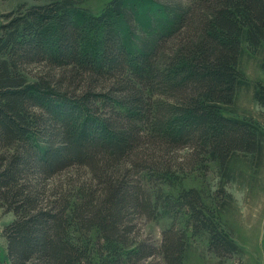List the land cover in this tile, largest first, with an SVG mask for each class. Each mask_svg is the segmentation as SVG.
Here are the masks:
<instances>
[{"label":"trees","instance_id":"trees-1","mask_svg":"<svg viewBox=\"0 0 264 264\" xmlns=\"http://www.w3.org/2000/svg\"><path fill=\"white\" fill-rule=\"evenodd\" d=\"M2 19L8 264H185L179 216L216 255L241 250L226 203L180 180L213 161L226 171L236 152L262 156V129L229 108L241 56L264 53V0H109L96 13L35 0ZM253 98L264 107V84ZM161 217V243L142 237L140 221Z\"/></svg>","mask_w":264,"mask_h":264},{"label":"rangeland","instance_id":"rangeland-1","mask_svg":"<svg viewBox=\"0 0 264 264\" xmlns=\"http://www.w3.org/2000/svg\"><path fill=\"white\" fill-rule=\"evenodd\" d=\"M108 1L77 0L78 5L90 13L100 12ZM160 1L171 4L184 0ZM21 2L33 3L35 0H0V22L3 20V13ZM263 55V48H260L253 53L246 50L241 56L240 69L243 72L244 83L237 90L229 114L255 122L264 132V107L253 98L255 86L264 84ZM32 70L38 73L41 68L35 66ZM262 145L263 153L259 161L249 154L236 152L226 171L220 169L213 161L205 167L197 165L191 171L185 172L183 179L180 180L181 186L196 187L210 205H216L215 202L218 200L226 203L221 222L241 249L231 255H216L208 248L206 235H191L192 231L185 227L186 220L179 216L178 230L183 229L189 237V245L184 255L185 264H264V135ZM181 152L179 151L178 155L182 154ZM218 188H223L225 193L220 192ZM12 218V212L0 207V264H8L2 228ZM170 221L169 217H161L155 221L142 219L140 221L142 237L152 243H161L162 229ZM139 264L163 263L158 257H150Z\"/></svg>","mask_w":264,"mask_h":264}]
</instances>
